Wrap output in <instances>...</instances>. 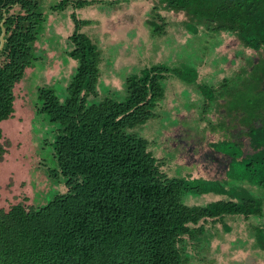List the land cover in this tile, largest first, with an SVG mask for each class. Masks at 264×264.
<instances>
[{
	"label": "trees",
	"instance_id": "obj_1",
	"mask_svg": "<svg viewBox=\"0 0 264 264\" xmlns=\"http://www.w3.org/2000/svg\"><path fill=\"white\" fill-rule=\"evenodd\" d=\"M49 1L0 0V35L5 30L0 50V124L13 114L15 84L43 59L36 43L45 30L47 11L96 5L110 14L120 0H58L52 5ZM155 2L145 20L151 35L165 33L167 22L160 11L181 14L191 34L200 27L207 33L230 32L258 56L235 82L225 80L222 89L197 85L205 99L204 111L217 103L228 119L213 125V132L223 130V139L209 144L228 159L226 179L167 177L161 172L163 162L148 150V141L127 132L156 118L164 80L173 76L195 84L197 71L161 63L144 67L125 79L122 100L104 97L90 104L100 78L101 51L81 31L92 21L72 13L74 30L66 39L67 57L76 67L66 96L60 101L55 89H37V113L58 126L49 175L62 181L66 191L39 209L16 204L0 210V264H185L181 245L185 237L194 239L202 233L201 224L226 216L262 215V199L227 183L245 182L264 189V0ZM236 128H242L249 150L232 137ZM3 153L0 145V158ZM190 194L228 200L189 206L184 198ZM256 241L264 251L262 229L256 230Z\"/></svg>",
	"mask_w": 264,
	"mask_h": 264
},
{
	"label": "rangeland",
	"instance_id": "obj_2",
	"mask_svg": "<svg viewBox=\"0 0 264 264\" xmlns=\"http://www.w3.org/2000/svg\"><path fill=\"white\" fill-rule=\"evenodd\" d=\"M155 3L120 0L110 14L96 5L83 10L69 6L60 13L47 11L45 30L36 43L43 59L26 69L22 80L15 84L13 114L0 124V145L4 150L0 158V210L7 211L16 204L39 209L66 191L62 181L49 175L58 126L37 113V89H55L60 101L66 96L76 67L67 57L70 47L66 39L74 30L72 13L92 21L81 31L101 51L100 78L96 96L88 100L90 104L104 97L122 100L125 79L144 67L161 63L172 67L186 65L197 71L195 84H185L173 76L164 80V98L157 104L156 118L127 132L148 141V150L163 162L161 172L167 177L226 179L228 159L214 152L209 144L223 139V130L216 128L213 132V125L228 119L217 103L212 102L204 111L205 99L197 85L222 89L225 80L235 82L240 72L248 69V62H256L258 56L230 32L213 34L200 27L197 34H191L184 27L186 17L181 14L160 11L167 22L165 33L160 37L151 35L145 20L150 18ZM240 131L242 128L233 129L232 137L237 136L247 151L248 139ZM237 186L262 199V215L248 219L226 216L222 221L201 224L202 233L194 239L185 237L181 245L187 258L185 264H264V251L256 241L257 229L264 234V189L245 182L227 183L230 188ZM217 200L228 198L213 194H190L184 198L189 206Z\"/></svg>",
	"mask_w": 264,
	"mask_h": 264
},
{
	"label": "water",
	"instance_id": "obj_3",
	"mask_svg": "<svg viewBox=\"0 0 264 264\" xmlns=\"http://www.w3.org/2000/svg\"><path fill=\"white\" fill-rule=\"evenodd\" d=\"M4 36H5V30L2 29V33L0 35V50L2 49V47H3L4 43H5Z\"/></svg>",
	"mask_w": 264,
	"mask_h": 264
}]
</instances>
